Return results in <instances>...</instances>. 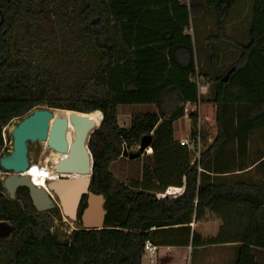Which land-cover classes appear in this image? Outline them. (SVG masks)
I'll return each mask as SVG.
<instances>
[{
    "label": "trees",
    "instance_id": "obj_1",
    "mask_svg": "<svg viewBox=\"0 0 264 264\" xmlns=\"http://www.w3.org/2000/svg\"><path fill=\"white\" fill-rule=\"evenodd\" d=\"M45 1L34 9L0 0V149L3 129L36 109L100 112L87 147L91 191L105 197V229L79 228L61 241L54 214H38L28 190H18L16 201L0 191V221L15 239L0 245V264H143L148 242L159 252L236 245L235 264H258L252 250H264V151L251 160L249 150L252 134L264 130V0L254 1L248 43L215 70L204 64L213 59L208 47L228 41L230 1ZM208 19L218 32L202 52L198 23ZM209 78L204 99L199 81ZM133 106L155 112L133 115L123 129L119 110ZM180 119L191 121V140L200 137L199 156L175 144ZM145 136L152 153L125 184L111 165ZM252 171L262 179L250 178ZM167 189L180 192L164 196Z\"/></svg>",
    "mask_w": 264,
    "mask_h": 264
},
{
    "label": "rangeland",
    "instance_id": "obj_2",
    "mask_svg": "<svg viewBox=\"0 0 264 264\" xmlns=\"http://www.w3.org/2000/svg\"><path fill=\"white\" fill-rule=\"evenodd\" d=\"M41 1L42 0H25V3L28 6L30 5V8L39 9L41 7ZM227 1L231 2L229 14L230 17L227 21L226 26L224 27L223 35L228 39V41H222L220 44L216 45L213 48L215 51L212 49V46L208 47V57H213V59H211L209 62L207 61L208 66L207 64H204L206 66L204 69L210 68L211 70H215L221 67L228 68L232 64V62L227 59H231L233 56H238L239 54L237 44H247L249 41V28L250 22L253 19V6L255 0ZM44 5H46L45 0H43V7ZM201 23H203V25H201ZM198 25L199 30L197 34L202 38L201 41L200 37L198 36L199 50L203 52L206 49V44L203 41H207L210 39V36L213 37L212 35L217 34L218 29L214 27L216 25V22L211 19H208L207 21L205 20L203 22L200 21ZM187 32L191 35L194 34L192 26L188 29ZM210 80L211 79L209 78L206 81L204 79L199 81L201 98H210L209 92L212 86ZM43 108L47 109L48 107L45 106ZM153 111L154 109L149 106L122 107L119 110V115L121 114V117L124 119V117L128 116V114L133 116L136 114H145L147 112L151 113ZM23 119L14 120L3 129L2 136L4 139V147L0 149V160L9 157L12 154V128H16ZM176 131L178 133H183L185 131L187 132V122L185 120H182V122L177 123ZM188 143L192 148L194 147L191 141H188ZM138 149L129 152L124 151L123 157L111 165L110 171L118 180L125 184H128L132 179L135 180L140 176L139 159L141 158V155ZM262 151H264V130L255 132L251 136L249 150L250 159H254L255 156ZM55 153L53 150L48 148L46 142L28 143V159L30 161V164L32 163L38 165L41 169L46 168L50 172L57 170L56 162L59 157L56 156ZM71 173L72 172L68 171V173H66V176L68 177ZM10 174L11 173H7L0 169V191L1 194L7 199H9V195L6 192L3 184L5 179ZM249 176L254 180L262 179V176L260 174H257L256 171L250 172ZM52 199L54 207L51 212L54 214L56 219L53 231L59 236V239L61 241H64L72 231L81 228V223H79L78 221L73 222L65 218L60 209L58 199L55 196H53ZM83 205H86V203L83 202ZM14 244L15 239L12 235L11 224L7 221H0V245ZM159 250L160 248H158L157 254L154 258L150 257V264H152L153 261L154 264H235L236 252L238 249L236 245H218L196 250H193L191 246L187 249L182 250H177L175 248H163L160 252ZM161 252L165 253V258L161 256ZM252 253L255 256L258 264H264V250L253 248Z\"/></svg>",
    "mask_w": 264,
    "mask_h": 264
},
{
    "label": "water",
    "instance_id": "obj_3",
    "mask_svg": "<svg viewBox=\"0 0 264 264\" xmlns=\"http://www.w3.org/2000/svg\"><path fill=\"white\" fill-rule=\"evenodd\" d=\"M2 22L3 20L0 26ZM228 77L229 75L226 76L224 82ZM55 111L57 110L36 109L14 129L12 133L13 152L9 157L0 160V169L11 173L5 179L3 186L11 201H16L18 190H28L32 205L38 214L49 213L53 209L52 198L55 196L59 201L63 216L73 222L78 221L82 204L85 201L86 207L80 215L81 230H103L107 216L105 197L91 191L93 158L87 147L89 136L99 126H96L91 119L80 117V113L74 112L71 123L75 130V141L69 149L66 139L68 120L66 118L55 119ZM30 142H46L49 149L60 155H67L60 161L58 171H85L88 175L62 178L58 181L49 180L46 189L36 187L30 177L22 175L30 168L28 159V143ZM151 143L152 137L145 136L140 144V153H145L151 147Z\"/></svg>",
    "mask_w": 264,
    "mask_h": 264
},
{
    "label": "bare ground",
    "instance_id": "obj_4",
    "mask_svg": "<svg viewBox=\"0 0 264 264\" xmlns=\"http://www.w3.org/2000/svg\"><path fill=\"white\" fill-rule=\"evenodd\" d=\"M75 115L74 112L72 111H64V110H57L55 111V119L56 118H66L68 120V130L66 133V139L69 145V149L72 147L74 141H75V130L74 127L71 123V117ZM80 117H86L91 119L96 126H100L101 121L103 119L102 114L100 112H95V113H91V114H79ZM54 120L51 122V125L53 124ZM15 128H12V130L14 131ZM55 153V152H54ZM56 156L59 157V159L56 162V167L57 170L50 172L48 169H41L38 165L35 164H30V168L28 169V172L22 174L23 176H28L31 178L33 184L36 187H42L46 189L47 186V182L49 180H60L62 178H77V177H81V176H87L88 173L84 172H72L68 177L66 176V173H68L67 170H63V171H58L59 167V163L61 160L65 159L67 157L64 155H60L58 153H55ZM46 161V160H45ZM62 176V178H60ZM66 176V177H65Z\"/></svg>",
    "mask_w": 264,
    "mask_h": 264
},
{
    "label": "crops",
    "instance_id": "obj_5",
    "mask_svg": "<svg viewBox=\"0 0 264 264\" xmlns=\"http://www.w3.org/2000/svg\"><path fill=\"white\" fill-rule=\"evenodd\" d=\"M140 107H144V106H140ZM149 107H152V106H149ZM153 108V107H152ZM155 112V108H153ZM151 112V113H153ZM147 113H150V112H147ZM123 118L121 117V114L119 115V126L123 129H128L131 125V119H132V116L130 114H128V116L124 117V119L122 120ZM182 120H185L187 122V129L188 131L186 132H183V133H178L176 131V124L179 123V122H182ZM185 124V123H184ZM184 126V125H183ZM191 134H192V123L191 121L187 120V119H180L179 121H177L175 124H174V141H175V144H179L181 141H188L191 143H193V140H191ZM180 145V144H179ZM140 148V146H139ZM188 149H192V147L190 146V144L188 143ZM138 149V148H137ZM150 149V151H149ZM139 150V149H138ZM124 151L126 152H129V151H132V150H128L126 146H124ZM140 152V151H139ZM152 153V148H148L146 150L145 153H142L141 155V158L139 159V162H140V175L142 173V158L145 156V155H150ZM180 190L179 189H175V190H170V189H167L165 192H163V195H170V194H176V193H179ZM172 249V248H171ZM150 256L149 255H145L144 256V259H143V264H150ZM154 262V261H153ZM152 262V264H154Z\"/></svg>",
    "mask_w": 264,
    "mask_h": 264
},
{
    "label": "built area",
    "instance_id": "obj_6",
    "mask_svg": "<svg viewBox=\"0 0 264 264\" xmlns=\"http://www.w3.org/2000/svg\"><path fill=\"white\" fill-rule=\"evenodd\" d=\"M179 144L182 147H188L187 141H181ZM193 145L194 147L192 148V150L195 151L199 156L200 154V137L199 136L195 138V140H193ZM39 188H42V187H39ZM157 251H158V248L154 247L151 243L148 242L145 245V255H150V257L154 258L157 254Z\"/></svg>",
    "mask_w": 264,
    "mask_h": 264
},
{
    "label": "flooded vegetation",
    "instance_id": "obj_7",
    "mask_svg": "<svg viewBox=\"0 0 264 264\" xmlns=\"http://www.w3.org/2000/svg\"><path fill=\"white\" fill-rule=\"evenodd\" d=\"M60 178H62V176Z\"/></svg>",
    "mask_w": 264,
    "mask_h": 264
}]
</instances>
